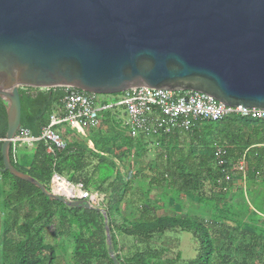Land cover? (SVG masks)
Instances as JSON below:
<instances>
[{
  "label": "trees",
  "instance_id": "16d2710c",
  "mask_svg": "<svg viewBox=\"0 0 264 264\" xmlns=\"http://www.w3.org/2000/svg\"><path fill=\"white\" fill-rule=\"evenodd\" d=\"M19 95L20 127L38 138L52 113L61 109L64 90L20 87ZM117 113L116 108L101 110L98 128L85 141L67 142L63 150L48 152L45 143L37 140L32 145L33 155L28 166L22 167L10 159L15 168L46 189L57 175L72 184L82 183L89 193L92 189L103 194L101 207L107 221L99 211L70 208L49 200L33 185L8 172H0V264H56L55 246L44 239L46 230L54 236L72 239L71 264H114L107 253L106 226L119 264H264V229L254 226L248 230L241 220L231 216V207L224 201L233 181L231 177L226 180V176L236 172L241 175L240 180L243 177L237 166L242 155L246 165L244 180L255 182L264 178L261 146L264 120L229 115L217 122L196 121L188 132L174 131L147 141L129 135ZM6 128L5 106L0 99V140ZM86 128L89 127L83 129ZM180 136L189 141L185 154L180 148ZM87 140L92 148L87 146ZM152 143L163 146L158 156L164 163L155 168L160 178L151 176L149 184L160 186L166 181V186L174 188L175 194L195 195L200 207L208 204L212 209L210 220L184 214L157 216L145 198L137 220L115 221L130 193L131 180L137 177L136 173L129 177V172L122 168V159L144 158L146 148ZM216 148L226 152L221 167L214 163ZM176 152L179 157H175ZM205 183L211 186L209 194L202 193ZM5 185L9 187L8 192ZM217 201L222 208L216 205ZM253 203L256 213L264 215L259 204ZM179 232L192 236L196 243L194 258L183 261L179 251L172 250L168 244L156 246L161 238ZM115 233L132 240L123 255L122 248L117 247Z\"/></svg>",
  "mask_w": 264,
  "mask_h": 264
},
{
  "label": "water",
  "instance_id": "95a60500",
  "mask_svg": "<svg viewBox=\"0 0 264 264\" xmlns=\"http://www.w3.org/2000/svg\"><path fill=\"white\" fill-rule=\"evenodd\" d=\"M96 95L145 87L206 94L226 106L264 109V0H0V99L7 128L2 168L70 208L84 199L46 189L15 168L19 88ZM107 253L119 264L105 227Z\"/></svg>",
  "mask_w": 264,
  "mask_h": 264
},
{
  "label": "built area",
  "instance_id": "2783aa9c",
  "mask_svg": "<svg viewBox=\"0 0 264 264\" xmlns=\"http://www.w3.org/2000/svg\"><path fill=\"white\" fill-rule=\"evenodd\" d=\"M62 89L64 97L61 109L57 115L52 113L48 124L42 128L38 138L31 136L26 129L21 127L17 130L10 142L9 151L10 159L14 163H17V149L23 146L32 148L33 143L37 140H42L45 143L48 152L63 150L67 141L56 130V126L64 123L79 130L95 126L99 124L98 113L111 108L123 110L124 119H120L121 126L128 131L129 135L147 141L174 131L188 132L196 121L217 122L229 115L264 120V109L226 106L206 94L194 91L136 87L119 93L108 104L99 101V95L96 94L84 93L70 87ZM261 146L264 148V143ZM225 153L223 148L214 150V163L217 167L223 165L222 158ZM237 166L244 178L245 155L241 156ZM54 178L61 179L54 175L52 182ZM226 180H230V176H226ZM66 184L72 188L73 194L67 196L70 199H84L96 206L101 205L103 196L89 193L83 188L82 183L66 182Z\"/></svg>",
  "mask_w": 264,
  "mask_h": 264
},
{
  "label": "rangeland",
  "instance_id": "374dc122",
  "mask_svg": "<svg viewBox=\"0 0 264 264\" xmlns=\"http://www.w3.org/2000/svg\"><path fill=\"white\" fill-rule=\"evenodd\" d=\"M99 97L111 98V96L104 95H99ZM110 101L112 102L113 100L110 99ZM98 126L99 124L86 128L84 130V135H79L75 131H67L64 134V137L67 139H78L80 141H85L86 138L89 137V134H91V131L98 128ZM104 132L106 133V131ZM179 140L182 153L185 154L189 147V141L183 136H180ZM147 148L144 158L142 159L135 157H126L122 159V168L129 172V177L132 178L135 173L137 174V177L132 178L130 193L125 199V203L123 204V207L120 211V215H115V221L117 223H121L122 220L127 222L137 220L140 215V207L144 204L145 198L149 199V203H151L150 205L152 208H154L153 214L157 216H178L184 214L189 215L190 217L196 216L199 219L206 221L210 220L212 209L208 204L204 208L200 207L197 203V197L195 195L191 196L183 193L175 194L174 188H169L166 186V181H164L160 186L157 184H149V179L151 176H154V178H160L159 173L157 170L155 171V168L160 167L161 163H164V160H159L158 156V154L162 152L161 149L163 146L161 147V144L156 143L154 146V143H152ZM25 149L26 148L24 147H19L16 152L18 164H20L22 167H25V165L29 163L27 160H23L22 162V154L25 152ZM175 154V157L180 156V154L177 152ZM234 173L235 174L232 173V175L228 174L233 179V181L228 190V195L224 200L226 204L230 205L231 207V216H233L235 220H241L246 225L248 230H252L254 226L264 229V215H259L256 213V211L251 206L255 205L253 201L257 202L261 212L264 214V178H259L255 182H249L248 180H244L243 177L240 180L238 177L240 174L238 175V173ZM61 179L68 182L63 177H61ZM61 179H55L54 182H58ZM4 189L6 192H8V185H5ZM210 190L211 186L208 183H205L202 193L209 194ZM57 192L60 191L57 190ZM90 192H92L91 194L93 195H99L92 189H90ZM219 203L220 202L217 201L216 205ZM93 205L95 204L93 203ZM218 206L222 208V205ZM97 207L102 208L101 205ZM1 216L2 214L0 217ZM230 224L231 223H227V225ZM14 238L16 240L18 239L16 235H14ZM44 239L47 243L55 246L57 253L56 264L72 263L71 251L73 247V241L71 238L59 237L56 235L54 236L49 230H46ZM115 241L117 243V247L122 248V255L125 254L126 250L132 245L131 239L125 238L119 233H115ZM167 244L172 250L179 251L183 261L192 259L196 255V243L193 241L192 236L187 232L166 235L156 243V246L160 247Z\"/></svg>",
  "mask_w": 264,
  "mask_h": 264
},
{
  "label": "crops",
  "instance_id": "0c3cea01",
  "mask_svg": "<svg viewBox=\"0 0 264 264\" xmlns=\"http://www.w3.org/2000/svg\"><path fill=\"white\" fill-rule=\"evenodd\" d=\"M110 99H114L113 97H111V98H107V97H99V101H101V102H103V103H110L111 101H110ZM58 112H59V110H55L53 113L54 114H58ZM117 114H118V119H124V115H123V110H120V109H117ZM100 122V121H99ZM56 130L60 133V135L63 137V139H65L67 142H72V141H78V142H80V140H78V139H67L66 137H64V134L68 131H75V132H77L79 135H84V129H81V130H79V129H76V128H71V127H69L67 124H61V125H58V126H56ZM63 133V134H62ZM87 146L89 147V148H92V144H91V142L90 141H88L87 140ZM24 147V146H23ZM24 148H26L25 149V152L22 154V162H23V160H27V161H29V163H30V161H31V159H32V155H33V153H32V149L31 148H27V147H24ZM17 163H18V161H17ZM28 163V164H29ZM28 164L27 165H25V166H28ZM60 181V180H59ZM57 181H55L54 183H53V188H54V184L56 183Z\"/></svg>",
  "mask_w": 264,
  "mask_h": 264
},
{
  "label": "bare ground",
  "instance_id": "6f19581e",
  "mask_svg": "<svg viewBox=\"0 0 264 264\" xmlns=\"http://www.w3.org/2000/svg\"><path fill=\"white\" fill-rule=\"evenodd\" d=\"M55 179H57V178H54V180ZM54 180L52 182V190H53V192L58 193V194H62V195H65V196H71L73 194L71 186L67 185L66 182L64 180H62V179L54 184V189L56 190L55 191L53 189ZM57 190L60 191L61 193L57 192ZM63 193H66L68 195L63 194Z\"/></svg>",
  "mask_w": 264,
  "mask_h": 264
}]
</instances>
